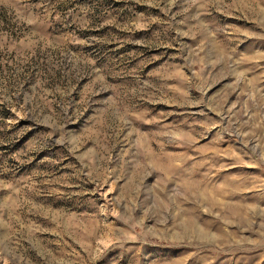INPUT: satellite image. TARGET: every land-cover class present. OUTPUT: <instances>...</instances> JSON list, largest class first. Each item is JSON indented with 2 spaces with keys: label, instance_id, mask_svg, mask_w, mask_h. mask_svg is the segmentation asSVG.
I'll list each match as a JSON object with an SVG mask.
<instances>
[{
  "label": "rangeland",
  "instance_id": "1",
  "mask_svg": "<svg viewBox=\"0 0 264 264\" xmlns=\"http://www.w3.org/2000/svg\"><path fill=\"white\" fill-rule=\"evenodd\" d=\"M0 264H264V0H0Z\"/></svg>",
  "mask_w": 264,
  "mask_h": 264
}]
</instances>
